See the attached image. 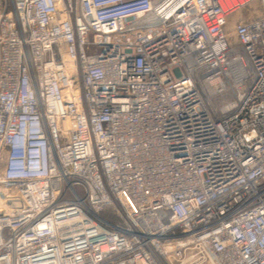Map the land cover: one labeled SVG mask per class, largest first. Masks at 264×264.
<instances>
[{"label": "built area", "instance_id": "built-area-1", "mask_svg": "<svg viewBox=\"0 0 264 264\" xmlns=\"http://www.w3.org/2000/svg\"><path fill=\"white\" fill-rule=\"evenodd\" d=\"M63 1L92 149L60 158L57 173L45 163L36 118H22L28 40L1 16L0 189H24L35 204L8 210L0 264H110L129 255L118 264H136L152 251L179 255L188 241L220 264H264V11L228 27L232 14L263 0ZM23 126L30 153L42 154L33 169L11 160L20 133L10 132ZM95 166L104 191L90 177ZM47 179H55L43 189L51 198L39 206L38 180ZM116 200L125 224L98 214L122 220Z\"/></svg>", "mask_w": 264, "mask_h": 264}, {"label": "rangeland", "instance_id": "rangeland-1", "mask_svg": "<svg viewBox=\"0 0 264 264\" xmlns=\"http://www.w3.org/2000/svg\"><path fill=\"white\" fill-rule=\"evenodd\" d=\"M76 1L70 0L69 3L74 5ZM57 5L58 7L50 9L42 2L24 5L20 1H15L13 2L15 11L10 15L15 21L16 28L28 40L25 46L24 61V85L26 87L24 99L26 102L23 104L22 118L26 120L36 118L41 134L45 139V163L50 165L56 173L59 159L63 158V155H70L72 152L75 154L73 157L88 155L92 149L81 99L80 76L74 50L71 15L68 12L67 2L59 0ZM263 9L264 0L249 4L229 17L228 27L230 28L238 20L261 15ZM71 62H73V65ZM67 68L74 71V80L66 77ZM29 129V126H23L20 132L17 129L10 132V138L13 137L14 133H20L18 135V151L11 156L16 168L33 169L42 162V154L33 156L27 147V139L31 134ZM85 144L88 147L87 150L84 149ZM42 145H38L40 152L43 148ZM3 158L4 151L1 153L0 161ZM36 160H40V162L36 163ZM90 177L98 188L104 191L103 182L96 166L92 168ZM52 180H38L41 183V195L39 201H37L40 204L39 206L50 200L51 196L47 195L45 197L46 192L43 189ZM78 189L80 195H84L85 191L81 188ZM23 190L14 186L0 189V223L2 222L3 225L11 224L13 221L8 217L10 208L14 209L19 205L21 206L20 209H23L35 204V202L32 203L35 197L30 196L27 198L23 194ZM13 194L16 195L15 199L13 198L11 202H7ZM65 199L73 200L74 197L68 192ZM16 204L18 205L16 206ZM113 204L111 208L120 213L123 217L122 220L118 221L113 218L112 210H101L98 214L114 223H127L128 220L122 202L116 200ZM7 226H3V228L5 229ZM184 244H186V247L180 250L179 255L169 253L163 260L157 253L152 251L153 254L147 252L149 256L142 254L133 262L136 264H143L147 261H151L152 264H220L215 255L209 252L205 253L204 248L206 246L203 243H190L188 241ZM223 245L228 248L226 238H224ZM195 251H199V254L196 255ZM228 254L229 252L225 250L224 256H228ZM218 255L220 257L221 254ZM130 258V255L118 258L110 264L125 261L127 263L131 260Z\"/></svg>", "mask_w": 264, "mask_h": 264}, {"label": "crops", "instance_id": "crops-1", "mask_svg": "<svg viewBox=\"0 0 264 264\" xmlns=\"http://www.w3.org/2000/svg\"><path fill=\"white\" fill-rule=\"evenodd\" d=\"M15 1H22V0H0V17L1 16H3V15H5V14H8V15H11V14H13L14 13V6H13V2H15ZM53 1L54 0H41L40 2H42V3H45L46 4V6H47V8L49 7L50 9H52L53 7H57L54 3H53ZM56 1V0H55ZM59 1V0H58ZM61 1H63V0H61ZM39 3V2H38ZM51 11V10H50ZM11 196V195H10ZM14 197H16V195L15 194H13L12 195V198H8L9 200H7V202H11V199H13ZM15 199V198H14ZM17 199V198H16ZM12 205V204H11ZM18 204H16V206H17ZM15 206V205H14ZM17 208H21V206H17ZM11 223H13V221L11 222ZM10 226L11 224H5V225H3V223L1 222L0 223V228H2L3 226ZM4 234H5V236H8L9 234H8V230H5L4 231ZM195 253H198V251L196 252L195 251ZM205 253H207V252H205ZM197 255V254H196Z\"/></svg>", "mask_w": 264, "mask_h": 264}, {"label": "bare ground", "instance_id": "bare-ground-1", "mask_svg": "<svg viewBox=\"0 0 264 264\" xmlns=\"http://www.w3.org/2000/svg\"><path fill=\"white\" fill-rule=\"evenodd\" d=\"M53 3H54V4H55V3L58 4V0H56V1L54 0ZM56 4H55V5H56ZM56 6L58 7V5H56ZM71 64L73 65V62H71ZM66 70H67V71H66V75H67L66 77H68V79L72 78V79L74 80V71H73L72 69H70V68H67ZM84 149H86V150L88 149V147H87L86 144L84 145ZM86 150H85V151H86ZM74 155H75V154L72 152V153H70V155H63V158H62V159H67V158H69V157H71V156H74ZM146 219H147V220H151V222H153L154 224L157 223V222L155 221L156 219H154L153 217H152V218H151V217H147Z\"/></svg>", "mask_w": 264, "mask_h": 264}]
</instances>
